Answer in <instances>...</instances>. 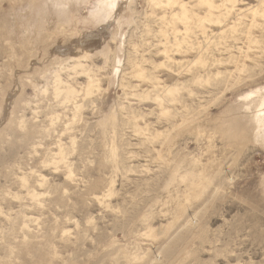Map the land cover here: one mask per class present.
<instances>
[{
    "label": "rangeland",
    "instance_id": "1",
    "mask_svg": "<svg viewBox=\"0 0 264 264\" xmlns=\"http://www.w3.org/2000/svg\"><path fill=\"white\" fill-rule=\"evenodd\" d=\"M99 2L0 0V264H264V123L241 136L229 121L264 87V20L224 34L237 48L201 51L223 62L194 83L188 68L154 67L171 28L185 36L183 23L161 20L177 8L121 0L118 24L99 17ZM206 26L191 45L222 28ZM189 42L177 37L173 62L195 57ZM83 54L91 94L75 68ZM142 68L157 86L187 81L169 114L139 96L154 93Z\"/></svg>",
    "mask_w": 264,
    "mask_h": 264
},
{
    "label": "bare ground",
    "instance_id": "2",
    "mask_svg": "<svg viewBox=\"0 0 264 264\" xmlns=\"http://www.w3.org/2000/svg\"><path fill=\"white\" fill-rule=\"evenodd\" d=\"M121 0H100V4H99V12L101 13L99 17L103 18V19H115V21H117L116 23H121V21L123 20V16L120 15L119 12H116L117 7H120V2ZM239 0H220V3H216L215 0H195V3L193 6H198V7H203L204 13L203 14H198L196 12L193 11V6H189L187 2H185L184 0H149V3L152 6H159V5H164V6H168L170 8H177V10H174L173 12H171V17L170 20H168L165 16L166 13L163 14V16L161 17V20L164 22L166 21L168 24H171L175 21L183 23L185 26L184 29V35H179V30L172 27L171 31L172 32V37H167L169 38V45H167L166 48L164 49H159V54H162L165 57V61L160 62L155 64L154 63V67H159V66H165L168 69H171V71H175L177 74L180 72H177L176 69L173 68L174 64H178L181 68H188V71L191 73L192 78L189 79V81H192L194 83H202V82H211L210 81V75L213 74V72H211V67L214 64H221L223 62L222 59H218L213 57L214 55H211V57H207L205 56V54H213V49H212V44L216 47L218 46V44H223L224 42L221 41L223 38H225L228 34L234 33L236 31H238V29L240 28V26H245L248 29L251 26H254V23L251 22L250 24H247L245 22H243L244 18H246L247 16H257L260 17L264 20V0L260 1L257 6L255 5H249L245 8H241V7H237V2ZM230 14H234V16L232 17L231 20L230 18ZM94 18V17H93ZM108 21V20H107ZM229 21H231L230 23H228ZM218 26V27H222L221 30L219 32H213L210 29V36L205 39V41L203 43H200L199 46L195 47V45L193 46V44L191 45L190 42L188 41V38L190 36V34H195L196 31L194 30V28H199L201 30V34L204 35L206 37V30H207V26ZM262 26V25H261ZM226 27V28H225ZM225 28V29H224ZM159 33L163 34L164 36H166V30L164 29H160L158 31ZM224 34L225 37H224ZM243 35H248V32L246 31H242ZM232 36V34H231ZM178 38H182L183 41L185 42H189V45L184 48L185 50H189V48H193L195 49V51L197 52L195 57L189 61H185V63L177 61L173 62L174 58L172 57L173 55L170 54V52H172L173 50H170V48H172L173 45L177 46L178 43H175V41ZM249 41L251 43H256L255 39H249ZM263 46H264V37L261 38V40H258ZM257 41V43H259ZM165 44V43H164ZM260 46V45H259ZM181 46H177V48L174 51H179ZM223 49H225L227 52L230 49H234L237 48V46H232L231 47L227 44H223L222 45ZM183 48V47H182ZM205 52V54L202 55V52ZM181 52V51H180ZM85 53V52H84ZM260 53H264V47H262L261 52ZM86 57L87 54H83V55H79L76 57L77 62L75 64V68L79 67L81 68V70L88 76V82H87V86L85 87V92L86 94H91L94 89L93 87L96 86V84L94 83L95 80H93V78H91L89 70H87L84 65L78 60L80 59V57ZM230 58H233L232 55L229 56ZM207 58L210 59V63H207ZM249 58V56H248ZM132 59V58H131ZM145 60V59H144ZM115 61L116 58H114V67H116V69H119L120 67L115 66ZM130 61H131V65L136 66V61L134 60H129L127 58L126 60V64L130 65ZM119 63V62H118ZM119 65V64H117ZM189 65H199L201 67H204V71H206L205 75H200L199 74V69L195 68V70L189 66ZM118 67V68H117ZM115 69V68H114ZM146 69L142 68L141 71H139V76L143 77V79H148V80H152L154 85H153V89L152 91L154 92L152 96H148L149 91H147L145 94H139V96H142L143 98H151L154 102H156L160 108V112L161 114L167 115L169 114V108L168 106H165V102H169V101H173V100H177L176 98V94L182 89V87H185L187 81L185 82H177L174 83L172 85H164V86H157V81L158 79L156 78V76H154L153 74L150 73H145ZM220 72L217 71L215 73V75H219ZM253 77H250V79H252ZM214 79H216L214 77ZM249 79V76H248ZM249 79V80H250ZM97 82V81H96ZM219 82V81H218ZM54 83H55V92L58 94L59 93V88L60 86L63 84L60 77L58 75H56L54 77ZM121 83V82H120ZM157 86V87H156ZM155 89H158V91H156ZM259 92H252L250 91V93H253L254 96H252L249 101H247L246 103H241L243 105H240L241 107V111L243 109L244 113H241L240 111V107L239 109V113L237 114H233L232 116H229V121L231 123V125L233 126V129L236 131V134L238 133V135H245L249 133V130L253 129L252 131H255V134H257V131H259V129L261 127H263V123H264V87L263 88H259L258 89ZM75 89L73 87H71L70 85H66L65 84V88H64V100H68V97L72 96L75 94ZM249 93H247V95L243 96V99L248 100V95ZM244 95V94H243ZM241 98V97H240ZM243 100V101H244ZM245 102V101H244ZM64 103V102H63ZM237 109V110H238ZM238 112V111H237ZM243 115H241V114ZM247 116V117H246ZM245 122H248L249 124H246L245 126ZM256 129V130H254ZM235 133V132H234ZM60 155H62V150H60ZM28 194L32 197V199H37L38 194L35 193L33 190H28Z\"/></svg>",
    "mask_w": 264,
    "mask_h": 264
}]
</instances>
